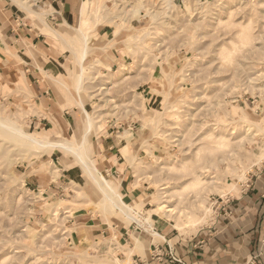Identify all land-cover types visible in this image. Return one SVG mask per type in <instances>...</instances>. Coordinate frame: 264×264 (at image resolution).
Listing matches in <instances>:
<instances>
[{
  "label": "rangeland",
  "instance_id": "374dc122",
  "mask_svg": "<svg viewBox=\"0 0 264 264\" xmlns=\"http://www.w3.org/2000/svg\"><path fill=\"white\" fill-rule=\"evenodd\" d=\"M37 1L2 3L48 38L45 52L63 57L60 74L52 76L38 63L43 82L38 95L25 82L29 67L13 56L16 79L9 69L0 75V116L38 139L79 141L85 125L69 94L79 75L91 119L86 149L112 186L117 189L115 181L120 182L119 194L137 206L132 215L137 219L108 210L74 157L56 148H30L0 131V264H114L106 241L95 243L94 237L80 245L89 219L106 229L98 239L107 238L113 226L111 234L125 248L114 249L119 264L132 254L120 240V227L148 223L152 229L157 221L182 238L208 227L216 215L211 197H233L253 177L258 167L253 158L264 151V0H97L87 10L83 35L76 28L85 0L74 25L64 31L43 25L24 9L46 13ZM44 26L72 38L78 54L49 37ZM36 118H53L54 127L51 122L38 128ZM105 139H113L118 149L95 146L94 156L93 144L102 146ZM112 158L114 177L107 164ZM125 194L137 198L126 200ZM202 216L206 223L199 221Z\"/></svg>",
  "mask_w": 264,
  "mask_h": 264
},
{
  "label": "crops",
  "instance_id": "0c3cea01",
  "mask_svg": "<svg viewBox=\"0 0 264 264\" xmlns=\"http://www.w3.org/2000/svg\"><path fill=\"white\" fill-rule=\"evenodd\" d=\"M2 1L0 0V75L4 70L8 72L9 69L10 78L15 80L12 68L14 65L19 67L17 63L19 60L24 63V68L29 67L28 75L24 76L25 82L28 79L33 85L34 92L40 95L43 82L38 80L39 70L36 66L38 63L44 64V70L48 74L56 76L60 74L57 72L61 68L60 62L63 57L56 54L54 50L49 53L45 52L48 38L39 33L37 28L32 27L30 19H19L17 9L8 7ZM82 1L38 0L36 5L48 13L47 18L52 27L46 23V13L42 12L45 14L44 22L49 28L64 31L67 25L68 27L74 25V18L76 19L79 14ZM10 20L18 22L19 25L11 26ZM11 50L14 51V54ZM13 56H17L18 59L16 60ZM46 84L52 94L53 92L57 94L55 89L48 87L47 82ZM41 95L44 98L47 97L48 91H43ZM55 99L62 110L66 108L65 102H62L58 96H55ZM38 101V105H41L40 110L47 115V107L43 106L40 98ZM35 122L39 124L38 128L45 127L52 122L53 128L55 120L51 118L50 122L45 118H36ZM106 140L109 139H105L102 146L100 143L93 144L92 154L94 156L95 146L99 151L103 147L106 151H113V153L118 149V145L113 139H110L109 143ZM123 149L124 146L120 149L122 158H124ZM115 163L114 158L107 161L108 165H112L111 174L113 177L117 173L114 171ZM67 173L68 171L64 172L63 177H66ZM34 174L36 173L31 175ZM115 182L120 185V182ZM237 189V193L230 198L231 202L227 207L229 215L220 214L208 227L198 230L189 238H182L169 227L170 225H164L157 221L152 229L150 226V228L148 227V224L146 227L144 226L145 228L135 224L128 228L120 227V240L132 251V254L129 255L130 263L132 260V264H264V245L262 244L264 240V159L255 169L253 177L239 185ZM126 194L129 196V193ZM126 194L124 196V198L127 197L126 200L132 201L137 198L133 195L130 199ZM138 200L142 202L143 199L139 198ZM90 220L92 219L84 221V230L78 238L80 245L88 244L94 237L97 238H94L93 241L100 240L98 239L100 235L105 233L106 229H103L101 224H95ZM154 233L159 235L160 242L155 243ZM157 246H160L164 253L170 250L173 257L179 262H173L167 256L162 260L152 258L153 250Z\"/></svg>",
  "mask_w": 264,
  "mask_h": 264
},
{
  "label": "bare ground",
  "instance_id": "6f19581e",
  "mask_svg": "<svg viewBox=\"0 0 264 264\" xmlns=\"http://www.w3.org/2000/svg\"><path fill=\"white\" fill-rule=\"evenodd\" d=\"M96 2H97V0H85L82 4L80 26H79V28H76V32L79 33L80 35H83L82 34L83 31L81 30L82 27H87V22L89 21L87 10H89V6H91V9H92V7H94L96 5ZM24 9L32 16V18L38 19V20H40V22L43 23V21H44L43 17L45 16V14L34 12L31 9V7H28V6H26V8H24ZM44 24H46V23H43V25ZM44 30L49 35V37H55V38L59 39L62 46L69 49L72 53L75 52V55L78 54L79 49H75V46H74L75 42L73 41L72 38H69V40H67L64 38L63 34L56 32V31H53V30L49 29L47 26H44L43 31ZM82 38L84 39V36H82ZM75 45H77V44H75ZM83 45H86L85 40L83 42ZM82 60H83V54H82L81 60L78 61V65L80 67L79 68L80 70L83 69ZM47 78H49V81L51 79L54 83H58L61 85H63V83H64V80L62 78H61V80L52 78V76H50V77L47 76ZM80 89H81V78L78 75L76 87H75L73 93L69 92V94L72 97V104L74 106H77L80 108V110L82 112L83 124L85 125V130H83V133H82L79 141L70 142L65 138H62L61 140H56V141H48V140H44V139H38V138L33 137L32 135H30L26 131H24L22 128H20V126L16 125L12 121L8 120L7 118H4L3 116L2 117L0 116V131H2L3 134L6 133L7 135L13 137L14 140L17 139V140H21V141H23V140L27 141L26 145L29 146L30 148H39V149L40 148L41 149L42 148H53V149L56 148V149H60L61 151H63L65 153V155H69V156H72L75 159H77L78 163L81 165L82 170L85 172L87 177L90 178L94 182V184H96V186L99 188V190L101 191V193L103 195L102 200L104 203H106L108 205V207H109L108 210H111L113 212L117 211V212L123 214L127 219H130L133 221V220H135L136 217L132 216V215L137 214V211H136L137 206L132 207V206L124 203V201L122 200V197L119 194L120 185H118L117 189H116L114 186H112L110 184L109 181H107L99 173L98 168L96 166V162L93 161V159H91V157H90L91 153L86 149L87 136L89 133V129L91 128V119H90L89 114L84 109V106H83V103H82V100L80 97V93H79ZM6 134H5V136H7ZM262 141H263V138H262ZM239 144L241 145L240 142H239ZM259 145H261V144L259 143L258 146ZM253 159H254L253 166L254 165L260 166V163L264 159V151L260 154V156H255ZM213 182L214 181H212L210 183H213ZM234 189L235 188H231V191H234ZM223 195H225V194H223ZM169 210H171V209H169ZM171 211H173V210H171ZM193 218H194V216H190V223L191 224H194V222H195V220ZM143 220H145V219H143ZM196 220H198V219H196ZM199 221L206 223L208 221V219H207V217L202 216L201 218H199ZM145 222H147V220ZM148 227H149V225H148ZM110 229H111V233H112L113 232L112 231L113 226H110ZM111 233L107 238H104V240L103 239H100V240L106 241V243L108 245V249L110 251L111 260L113 261L114 264H119L117 261V258H115V256H114V249L124 250L125 248H123V246L120 245L116 241L115 235H113ZM153 235L155 237L159 238L158 234L154 233ZM100 240H95V243H98ZM129 253H130V251H129ZM129 262H130L129 258H127V259H125V261L122 264H129Z\"/></svg>",
  "mask_w": 264,
  "mask_h": 264
},
{
  "label": "built area",
  "instance_id": "2783aa9c",
  "mask_svg": "<svg viewBox=\"0 0 264 264\" xmlns=\"http://www.w3.org/2000/svg\"><path fill=\"white\" fill-rule=\"evenodd\" d=\"M226 198H221V197H211V204H212V209L216 213L215 219L220 215H229V211L227 210V207L229 205L230 198L225 196ZM262 244L264 245V240L262 241ZM169 257L171 261L173 262H179L176 258L173 257L172 253L170 250H168L167 253L162 252L160 246H157L153 250L152 258H156L157 260H162L164 257Z\"/></svg>",
  "mask_w": 264,
  "mask_h": 264
}]
</instances>
